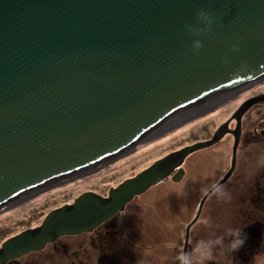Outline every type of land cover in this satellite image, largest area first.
Returning a JSON list of instances; mask_svg holds the SVG:
<instances>
[{
    "label": "water",
    "instance_id": "95a60500",
    "mask_svg": "<svg viewBox=\"0 0 264 264\" xmlns=\"http://www.w3.org/2000/svg\"><path fill=\"white\" fill-rule=\"evenodd\" d=\"M201 8L214 20L197 37L185 26L203 27ZM263 78L264 0H0V208L96 172L140 138ZM261 101L264 93L245 99L209 139L163 155L106 195L84 191L49 210L0 243V264L90 230L169 176L179 181L190 153L231 133L230 166L214 185L222 184L241 117ZM213 186L185 227V251Z\"/></svg>",
    "mask_w": 264,
    "mask_h": 264
},
{
    "label": "rangeland",
    "instance_id": "374dc122",
    "mask_svg": "<svg viewBox=\"0 0 264 264\" xmlns=\"http://www.w3.org/2000/svg\"><path fill=\"white\" fill-rule=\"evenodd\" d=\"M260 92H264V78L259 84L240 89L233 97L222 101L212 112L201 114L204 107L189 115L185 120L140 138L134 144L136 149L133 150L134 147H132L120 152L96 172L78 178L67 176L65 178L69 179L64 182H58L39 192L37 189L3 206L0 208V241L25 228L38 225L49 210L72 202L84 191L91 190L106 195L109 187L116 186L123 179L134 175L163 155L185 145L209 139L218 126L231 117L242 101ZM244 113L241 120V141L248 129H259V124L264 119V104L259 102ZM235 124L236 119L231 118L228 128H234ZM162 133L165 134L152 140ZM232 143L233 135L226 133L214 144L190 153L182 165L185 171L179 181H172L170 178L163 179L130 202L124 214H119L118 218L126 216L131 226L134 224L137 226L139 223L143 225L141 228L148 229L146 228L148 221L154 225L148 230L153 229L154 232L153 239L156 248L154 254L157 258H154L155 261L151 258L150 264H179L176 257L183 250L185 227L195 216L199 201L205 192L228 170ZM237 164L239 168V155ZM237 178L236 173L233 178L222 184L228 197L218 198L213 191L212 194H208L198 218L190 226L186 251L191 252L200 240L215 239L217 236L226 237L230 230V224L228 225L230 216L233 223L240 220L238 219L240 214L230 215L232 213L229 210L233 201L229 188L233 179L237 184ZM9 208L11 211L1 214ZM144 216L149 218H144ZM157 232L161 239L157 237ZM229 239L230 237L226 238L224 247L214 249V260L208 261L207 264H232V252L227 248ZM145 253L146 251L143 254ZM236 262L237 264H264V244L262 248L253 249L248 261Z\"/></svg>",
    "mask_w": 264,
    "mask_h": 264
},
{
    "label": "flooded vegetation",
    "instance_id": "af4514ba",
    "mask_svg": "<svg viewBox=\"0 0 264 264\" xmlns=\"http://www.w3.org/2000/svg\"><path fill=\"white\" fill-rule=\"evenodd\" d=\"M261 81L255 84H259ZM236 93L222 97L216 103L206 106L202 112L214 111L222 101L233 97ZM260 103L264 104V101ZM259 125L258 130L248 129L242 141V129L240 130L235 165L225 180V182L228 181L237 173V184L233 179L229 188L233 199L232 206L229 208L232 214H229H240V218H238L240 220L233 223L230 216L228 225L230 224L229 229L241 228L242 233L246 236L243 246L231 253L232 264H237L236 261H248L253 249L262 248L264 244V119ZM238 155L240 156L239 168ZM183 163L181 164L182 168ZM211 192L209 194H212ZM142 194L129 201L122 211L115 213L90 230L61 235L47 243L42 249L28 252L5 264H150L151 258L153 261H155L154 258H157L154 254L156 250L153 239L154 232L153 229L148 230L154 226L150 224L152 222H146L148 229H144L141 228L143 225L139 223L137 226L135 224L131 226L126 216L118 218L119 214H124L127 205ZM144 218L149 217L144 216ZM157 237L160 238L158 232ZM145 251L146 253L143 254Z\"/></svg>",
    "mask_w": 264,
    "mask_h": 264
},
{
    "label": "clouds",
    "instance_id": "9594fccd",
    "mask_svg": "<svg viewBox=\"0 0 264 264\" xmlns=\"http://www.w3.org/2000/svg\"><path fill=\"white\" fill-rule=\"evenodd\" d=\"M198 22L202 23L203 27L194 28L192 25H186L185 30L190 35L201 36L207 35L211 31V25L214 20V16L205 9H198L196 12ZM203 47V43L200 39L192 41V48L199 52ZM234 50H238L237 45H233ZM227 61H225L226 63ZM213 194L218 198L228 197V193L223 185L217 184L213 186ZM230 237L227 243L229 251H237L243 246L246 236L242 233V229H230L227 236H217L215 239L200 240L197 242L191 252L181 250L176 257L179 264H207L208 261L214 260V249L217 247H224L226 238Z\"/></svg>",
    "mask_w": 264,
    "mask_h": 264
},
{
    "label": "trees",
    "instance_id": "16d2710c",
    "mask_svg": "<svg viewBox=\"0 0 264 264\" xmlns=\"http://www.w3.org/2000/svg\"><path fill=\"white\" fill-rule=\"evenodd\" d=\"M236 92H237V91H236ZM205 113H207V112H206V111L201 112V114H205ZM174 131H175V130H174ZM168 132H169V131H168ZM166 133H167V131H166ZM163 134H165V133L159 134L158 136L154 137L152 140H156V139L160 138L161 136H163ZM134 149H136V148L134 147L133 150H134ZM9 211H11V208L7 209L6 211H4V212L1 213V214L7 213V212H9Z\"/></svg>",
    "mask_w": 264,
    "mask_h": 264
},
{
    "label": "bare ground",
    "instance_id": "6f19581e",
    "mask_svg": "<svg viewBox=\"0 0 264 264\" xmlns=\"http://www.w3.org/2000/svg\"><path fill=\"white\" fill-rule=\"evenodd\" d=\"M253 85H254V84H253ZM208 105H210V104H208ZM208 105H206V106H208ZM206 106H205V107H206ZM203 108H204V107H203ZM196 112H197V111H196Z\"/></svg>",
    "mask_w": 264,
    "mask_h": 264
}]
</instances>
